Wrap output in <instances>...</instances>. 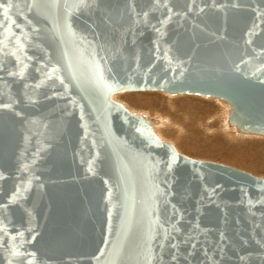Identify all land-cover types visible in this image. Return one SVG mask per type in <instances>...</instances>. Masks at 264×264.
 Wrapping results in <instances>:
<instances>
[{
    "label": "water",
    "instance_id": "water-1",
    "mask_svg": "<svg viewBox=\"0 0 264 264\" xmlns=\"http://www.w3.org/2000/svg\"><path fill=\"white\" fill-rule=\"evenodd\" d=\"M0 3V264H264V178L111 98L216 96L264 134V0Z\"/></svg>",
    "mask_w": 264,
    "mask_h": 264
},
{
    "label": "rangeland",
    "instance_id": "rangeland-1",
    "mask_svg": "<svg viewBox=\"0 0 264 264\" xmlns=\"http://www.w3.org/2000/svg\"><path fill=\"white\" fill-rule=\"evenodd\" d=\"M135 91L154 92L149 90H133L117 92L112 95L116 101L123 104L129 111L139 114L146 112L147 115L150 114L145 107L141 105L137 106L135 102L132 103L125 98V95L127 93H133ZM177 94H186L196 102L204 103L203 106H199L197 104H193V106H191L195 109L196 114L200 115V110L208 108L210 110V114L219 112L221 114L217 115L216 117H212L213 115H209L211 117L209 120L201 122L202 119H200L198 120V122H200L198 124L194 119H189V121L188 119H184V117L182 116L174 115L173 117V115H171L172 117L170 116L169 119L171 121H177L175 122L177 127H160L158 126L159 124H155L156 126L154 125L155 129L156 127H159L157 128V130H155V134L160 140L172 144L178 153L186 155L190 158L217 162L236 169L243 170L254 176L264 178V136L247 134L244 137L239 138V133L236 131L235 127L229 126L227 123V110L230 108V106L224 99L218 97H203L199 95L193 96L194 94L190 95V93H175L172 94L171 97H174ZM159 99L160 97H155L153 103H163L162 105L167 106L162 98L160 100ZM150 112V118L153 117L152 119H154L155 115H153L152 113L155 114L157 112ZM158 114H161V116L163 115L162 113H157V115ZM218 117H222V119H218ZM178 123L182 127V129L180 127L181 131L178 129ZM223 123L227 127L226 129L234 128L231 130L229 135H234L237 139H233L226 135V133L223 131V128L221 127ZM205 124L209 125H206L207 127L212 128L210 130H205L206 127L202 126ZM175 134L177 135L175 136Z\"/></svg>",
    "mask_w": 264,
    "mask_h": 264
},
{
    "label": "bare ground",
    "instance_id": "bare-ground-1",
    "mask_svg": "<svg viewBox=\"0 0 264 264\" xmlns=\"http://www.w3.org/2000/svg\"><path fill=\"white\" fill-rule=\"evenodd\" d=\"M143 90H149V91H154V92H141V91L136 92L135 91L133 93H127L125 95V98L128 101H131L132 103L135 102L137 106L138 105H141V106L145 107L147 109L148 113H150V114H151L150 111H152V112L155 111L157 113H162L163 114L161 116V114H158L157 115V113H155V114L152 113L153 115H155L154 116V119H152L153 117L150 118V114L147 115V112L140 114L146 120H152V122H153V124H152V130H153L154 133H155V130H157V128H159V127H156V129H155V127H154L155 124L156 125L159 124L158 126H160V127H163V126H166V127H168V126H175V127H177L176 124H175V122H177V121H174V120L171 121L169 119V117L171 115H173V117H174V115L175 116H182V117H184V119H188V120L189 119H194L196 121V123L198 124V123H200V122H198V120H200V119H202L201 122H204L206 120H209L211 118L209 115H213L212 117H214V116L216 117L217 115H220L221 114L220 112L219 113H215V114H210L209 108L208 109L200 110V112H199L200 115L199 114H196L195 113V109L193 107H191V106H193V104H195V105L197 104L199 106H201V105L203 106L204 103L196 102L194 99H192L190 96H188L186 94H184V95L183 94H177L174 97H171L172 94H175V93L167 92L165 90H158V89H143ZM123 91H133V90H123ZM123 91H117V92H123ZM117 92H113L112 94L114 95V93H117ZM165 93H167V94L168 93H171V94H168L167 95ZM113 95H112V99H114L113 98ZM190 95H192V93H190ZM193 96H198V94H194ZM199 96H203V97H216V96H204V95H199ZM155 97H160V99L162 98V100L167 104V106L162 105L163 103H161V104L153 103L154 100H155ZM227 103L229 104V102H227ZM220 106H221V104H220ZM229 106H230V108L227 110V123H228L229 126H234L235 127L236 131L239 133V135H238L239 138H242V137H244L247 134H251V135L252 134H255L257 136H264V134H260V133H257V132L244 131V130L238 128L235 124H231L229 122V115H230V112H231L232 107H231L230 104H229ZM133 114H139V113H133ZM218 119H222V117H218ZM223 120H224V118H223ZM177 125L179 127L178 129L180 130V127H181L180 124L178 123ZM206 125H208V124L202 125V126H205L206 127V128L204 127L205 130H210L212 128V127L209 128ZM221 127L223 128V131L226 133V135H228L229 137H231L233 139L234 138L237 139L234 135H232V136L229 135L230 132H231V130L234 129V128L230 127L232 129H226L227 127L225 126L224 123H223V125ZM181 129H182V127H181ZM241 133H243V134H241ZM177 134H175V136Z\"/></svg>",
    "mask_w": 264,
    "mask_h": 264
},
{
    "label": "snow or ice",
    "instance_id": "snow-or-ice-1",
    "mask_svg": "<svg viewBox=\"0 0 264 264\" xmlns=\"http://www.w3.org/2000/svg\"><path fill=\"white\" fill-rule=\"evenodd\" d=\"M9 3H10V0H9ZM0 9H3L5 13H7V11H8V8L5 7V5L3 3H0ZM13 23H14V21H13ZM18 63H19V61H18ZM26 67H27V65H22L21 71L18 74L22 75L23 74V68H26ZM173 259H175V257H173Z\"/></svg>",
    "mask_w": 264,
    "mask_h": 264
}]
</instances>
